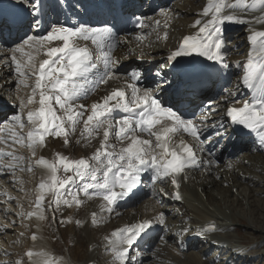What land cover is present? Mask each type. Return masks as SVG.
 Masks as SVG:
<instances>
[{
	"label": "bare ground",
	"instance_id": "6f19581e",
	"mask_svg": "<svg viewBox=\"0 0 264 264\" xmlns=\"http://www.w3.org/2000/svg\"><path fill=\"white\" fill-rule=\"evenodd\" d=\"M44 2L47 5V20L52 25L59 23L78 26L80 24L78 20L83 18L81 23L92 27L101 26L102 22L107 21L109 25L118 26L122 30L120 18L128 19L133 16L144 18V26L140 30H131L116 38L111 54L112 59L118 63L112 68V78L107 83L98 84L94 91H90L76 103L90 107L94 102H101L116 87L124 89L129 99H131V88L128 85L135 84L141 91L145 88L150 89L162 105L173 107L182 118L193 120L201 129V141L191 137L180 138L175 133L170 137L172 144L179 150H181V142L191 145L198 162L203 163H200L199 167L186 168L177 176L178 192L181 197L179 200L175 198V189L169 182L153 181L154 173H152L150 179L144 180L146 191L141 196L135 197L133 202H138L135 206H107L106 202L96 194L99 190H89L88 196L82 191L79 192V199L83 203L75 204L78 206L76 213L70 212L72 214L68 215L66 206L61 203L59 210L55 211L54 223L50 214L43 208L37 209L38 213L35 217H26L25 213L30 211L34 198L41 192L38 185L42 180L48 182L50 175L45 166L35 162L41 157L52 162L57 153L71 159L90 158L100 147L103 129L91 139H80L77 133L68 145L64 144L62 137L48 136L46 145L37 147L33 155L26 139V133L31 126L26 123L25 128L21 130L18 125L9 122V118L14 113L22 112L26 121L27 111L39 107L38 102L28 104L23 109L18 106L21 100L26 102L31 95L34 77L30 75L21 77L16 72V64L11 61V57L15 55L21 65L28 63V59L23 53L12 51L15 45L20 43L15 29L9 33L8 29L3 28L4 39H0V150L12 152L16 156L23 157V160L13 161L8 156L0 159V264H16L14 258L22 260V252L25 248L32 249L33 256L22 264H44L45 259L59 261V264H79V259L74 253L56 250L53 240L51 241L44 232V219H47L51 235L64 236V230H67V233L70 230L67 228L62 230L61 224L67 222L74 214L79 215L83 220L82 232L87 238L89 256L85 264L89 262L101 264L97 241L90 231L92 227L95 229L108 224L113 233L125 226L138 223L142 217L152 221V232L140 247L133 246L129 250L136 259L129 261L128 264H157V262L158 264H193L195 261L197 264H232L241 259H251L256 254L264 256V250L246 247L240 241L236 229L237 224H243L251 231L264 232L263 228L261 230V227L257 226L256 218H253L258 208H264L263 203L261 207L256 206V202H261L259 199L264 197L259 198V195L264 193V146L258 143L256 133L247 135L246 138L243 134L233 131V124L225 116L230 105L241 107L253 97L259 96L256 89L244 88L242 76L243 63L246 62L251 48L248 37L254 31H264V23L226 22L223 25L225 46L222 54L225 56L224 63L228 67L224 68L220 63L214 67L213 61L207 60L205 74L209 76L214 69L217 75L213 79H207L210 86L206 87L205 91L210 90V92L197 98V94L202 91L198 90L201 87L200 80L194 85L183 84L179 87V82L172 81L171 72L164 65L166 57L175 48L182 35L196 36L200 25H195L194 22L200 20L203 24L211 18V15H202V10L209 0H78L79 15L69 8L60 11L55 7V0H44ZM72 2L76 3L77 0ZM8 3H13V0H0V6ZM245 3L247 7L242 5L234 10L237 16L243 17L246 21L264 18L261 6L253 7V0H245ZM155 21H159V24ZM30 34L44 35L46 32L34 30ZM19 35L22 36L23 33ZM259 39L264 38H258L257 44ZM78 43L81 47L89 48L99 67V71L93 70L96 72L95 77L89 75V80L98 79L104 68L103 51L109 48L105 44L102 51L90 40H80ZM61 45V41H53L46 44V47ZM44 51V49L37 51L25 47V53H31L33 56L30 67L34 66L35 69L39 61L46 57ZM203 59L206 60L205 57ZM133 68L140 69L142 73L140 80L130 78L129 72ZM22 71L28 73L29 69L22 67ZM20 81L22 83H18ZM164 84L172 93L176 92L177 98H172L170 93L163 90ZM213 88H216L214 93L211 91ZM38 99L37 95V101ZM111 119L114 122L118 118ZM218 123L225 124L227 135L215 134L213 125ZM19 135H25L23 143L14 142V138L18 139ZM142 137L150 138L147 133ZM151 139L154 145L155 138ZM77 140L80 142L77 143ZM110 143H114L118 151L120 147L126 146L128 141L121 145L110 136ZM209 160L212 161L211 164L207 163ZM10 163L14 164V167H7ZM29 165L32 167L31 171L28 170ZM57 174L62 175V170ZM85 182L91 181L90 179L81 181L76 178L72 184L74 183L79 189ZM161 188L167 194L161 193ZM116 190L118 191V188ZM59 194L61 199L71 200L69 198L71 196L66 195L65 189H60ZM44 196L45 202L55 199L53 193L47 190L44 191ZM102 205L106 208L110 207L111 211H101ZM76 206L73 205L72 208ZM21 207H24L23 213ZM239 211L243 214L241 215L243 223L238 220ZM41 212L46 218H40ZM161 212L164 213V224L159 223L158 215ZM93 213H96L95 223H93ZM157 225L161 228L163 236L161 231L155 230L154 227ZM212 225L215 226V230L204 231ZM30 232L35 234L36 242L29 243L27 236ZM93 232L97 234V231ZM76 240L77 238L75 242ZM113 240L115 237H111L110 240L100 237L102 248H106L103 250L108 251L110 255V259L107 258V262L104 261L102 264H118L111 251ZM209 251H214V254L204 258L205 253Z\"/></svg>",
	"mask_w": 264,
	"mask_h": 264
},
{
	"label": "snow or ice",
	"instance_id": "6c2138e0",
	"mask_svg": "<svg viewBox=\"0 0 264 264\" xmlns=\"http://www.w3.org/2000/svg\"><path fill=\"white\" fill-rule=\"evenodd\" d=\"M242 5L247 7L245 0H235V2L209 0L202 10V15H211V18L203 24L200 20L194 22L195 25H200L198 33L196 36L183 37L176 50L167 57L164 67H167L169 62H175L172 65L175 68L176 64L181 62L178 58L196 54L207 60L219 62L227 68L228 65L224 63L225 56L222 54L225 46L223 25L226 22L264 23V18L246 21L243 17L237 16L234 10ZM257 5L264 11V0H253L252 6ZM13 7H18L22 11L15 13L10 19L0 12V39H4L5 25L9 33L13 29L17 32L20 43L16 44L12 51L26 55L28 63L21 65L15 55L11 57V61L16 64V72L21 77L30 75L35 78L31 95L26 102L21 100L18 106L23 109L28 104L38 102L39 107L27 111L26 121L22 112H17L9 118V122L18 125L21 130L25 128L26 123L31 126L26 133V139L27 146L32 149L33 155L37 147L46 145L48 136L62 137L64 144L68 145L77 133L80 139H91L94 134L98 135L100 129H103L100 147L90 158L71 159L57 153L52 162L43 157L35 162L45 166L50 172L48 182L42 180L38 185L41 192L35 200L37 208H41L45 203L47 207L55 204L56 207L52 208L55 212L59 210L61 203L68 207H71L73 203L81 205L83 201L79 199V192L82 191L85 196H88L89 190H99L96 194L106 202V205H114L118 199L133 191L141 180V173L149 169L154 173L153 181L159 180L163 183L167 178H171L172 184L178 188L176 176L183 173L186 168L199 167L200 163H203L198 162L191 145L181 142L180 151L170 146V135L178 130H183L195 140L201 141V129L193 120L182 118L173 107L163 106L150 89L145 88L141 91L132 84L128 85L131 88V99L124 90L116 89L101 102H94L90 107L76 103L78 99L94 91L98 84L107 83L113 76L112 68L118 61L112 59L110 47L107 51H103L104 42L116 38L113 26H110L109 22L104 21L98 27H92L86 23H80L78 26L59 23L52 25L47 20V5L44 0H13ZM55 7L60 11L69 8L79 15L78 0L76 3L72 0H55ZM135 19L138 26H144V18L135 17ZM155 22L159 24V21ZM34 30L45 31L46 34H30ZM19 33L23 35L20 36ZM258 38H264V31H254L248 37L251 48L246 62L243 63L242 81L247 88L256 89L259 96L253 97L250 102H245L241 107L227 108L225 116L230 118L231 124L241 125L249 134L256 133L258 143L264 146V39H259L257 44ZM80 40H90L103 51L104 68L98 79L89 80L88 78L89 75L95 77L96 72L93 70L99 71V67L89 48L79 45ZM53 41H61L62 45L46 47V44ZM25 47L37 51L45 50L44 55L48 58L39 64L38 70H35L34 66L30 67L33 56L31 53H25ZM22 67L28 68V73L22 71ZM129 76L133 80H140L142 73L140 69L133 68ZM117 109L126 114L113 122L110 117ZM213 129L217 136L227 135L224 123L213 125ZM137 133H147L150 138L143 139ZM110 136L121 145H124L125 141L128 143L117 151L116 145L110 143ZM153 137L154 145L151 139ZM24 140L25 135H19L18 139L14 138L15 143H23ZM79 142L77 140V143ZM5 156L11 157L13 161L23 160V157L16 156L12 152L0 150V159ZM207 163L211 164L212 161L209 160ZM7 167L12 168L14 164L10 163ZM28 170H32L31 165ZM61 170L62 175H58V171ZM76 178L81 181L90 179L91 182L83 183L75 193L68 192L71 200L61 199L60 189H65L67 192V185ZM117 188L119 191L116 190ZM45 190L52 192L55 199L45 202ZM160 192L164 193V189L161 188ZM175 198L181 199L179 192L176 193ZM105 210L111 211V208L102 205L101 211ZM34 214L29 213V215ZM92 216L95 223L96 213ZM40 218H46L43 212L40 213ZM158 219L160 224H164V213H159ZM151 227L152 221L144 220L113 231L111 236L115 237V240L112 241L111 251L118 264H128L129 261L136 259L129 250L147 234V230ZM213 230H215L214 225L204 229V231ZM35 238L33 234L32 239ZM26 255L31 258L33 252L29 250ZM16 264H22V261L18 260ZM44 264H59V261L45 259Z\"/></svg>",
	"mask_w": 264,
	"mask_h": 264
},
{
	"label": "rangeland",
	"instance_id": "374dc122",
	"mask_svg": "<svg viewBox=\"0 0 264 264\" xmlns=\"http://www.w3.org/2000/svg\"><path fill=\"white\" fill-rule=\"evenodd\" d=\"M211 91L214 93V91H216V88L211 89ZM207 92H210V91L208 90ZM207 92H206V94H208ZM263 196H264V193L263 194L261 193V195H259V198L260 197L262 198ZM69 198L71 199V197H69ZM259 200H261V202L258 203V201H257L256 206L261 207L262 203L264 204V197L262 199H259ZM135 204H137V202H135ZM135 204H133V205L135 206ZM73 205L76 206L74 203L72 204V206ZM72 206L71 207L66 206V210L68 212V215L77 212L78 206L73 207V208H72ZM21 208H22L21 213H23L22 210L24 209V207H21ZM70 212H72V213H70ZM78 212H80V210ZM239 213H240V215H239L240 218H238V220L240 223H243V221H242L243 218L241 216L243 214H241V211H239ZM254 215H256L253 218H256L257 226H260L261 227L260 229L262 230V228H263V230H264V208H262V209L258 208L256 210V214H254ZM22 220H23V218H22ZM46 221H47V219H44V223H45L44 224V226H45L44 232H45L46 236H48L51 241L53 240V244H54L53 246L55 247V249L59 250V251H62V250L67 251V253H69V254L74 253L75 257L79 259L78 263L79 264H85L87 261V258L89 256V253H88L87 244H86L87 238H86V236L83 235V232H82L84 226L82 224L83 220L81 219V217L79 215L75 216V214H74L73 217H71L70 219L67 220V222L61 224L62 230H64L65 228L70 230L69 233H67L68 232L67 230H64V232H65L64 236H62L60 234L59 235L56 234L53 237L51 235L49 224L47 223L49 221H47V222ZM23 222H24V220H23ZM77 222H79V223H77ZM68 223L70 225H66ZM25 225H26V222H25ZM236 229H237V232H239L240 241L246 247H248L249 249H253V250H257V249L264 250V232L251 231V229L245 228V226L243 224H241V225L237 224ZM110 230H111V228L108 224H103L102 226H98L95 229H93V227H92L90 230V231H92L93 236L95 237V239L97 241V246H98L97 250L100 254L99 258L101 260V264L104 263V261L107 262V258L110 259V255H109L108 251L106 252V250H103V248H105V247L102 248V245L100 243V237L102 239L107 238L108 240H110V238L112 237L111 236L112 232ZM93 231H97V234L94 233ZM103 233H105V234H103ZM161 234H162V232H161ZM163 235L164 234H162V236ZM75 238H77L76 242H75ZM160 240H161V238H160ZM22 243L23 242L21 240V242H20L21 247H22ZM101 251L103 252V254ZM70 252H72V253H70ZM213 254H214V251H209V252L205 253V256L204 255L203 256H204V258H208L210 255H213ZM164 256L166 257L167 255H164ZM158 263L159 262H157V264ZM193 264H197V262L195 261V262H193ZM232 264H264V256H261V255L258 256L256 254L251 259H241V260L232 262Z\"/></svg>",
	"mask_w": 264,
	"mask_h": 264
}]
</instances>
